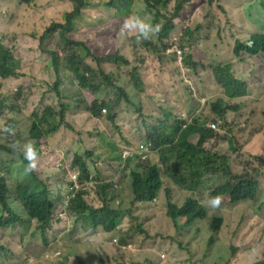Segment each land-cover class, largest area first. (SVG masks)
<instances>
[{"label": "trees", "instance_id": "trees-1", "mask_svg": "<svg viewBox=\"0 0 264 264\" xmlns=\"http://www.w3.org/2000/svg\"><path fill=\"white\" fill-rule=\"evenodd\" d=\"M70 1L72 11L65 13L61 20H51L45 27L43 25L42 30L35 28L36 31L30 33V48L33 51L28 48L22 51V54L28 57L34 54L44 56L46 62L41 65L46 69L45 74L24 72L14 54V47L6 45L0 38V228L20 225L24 235L27 232H31L32 236L38 234L42 238L41 258L47 257L49 237L54 238L52 232L55 228L61 224L66 226L67 223V219L58 217L56 202L62 201L64 191L71 181L82 183L88 179L90 172L85 164L73 160L72 167H77L79 172L76 180L71 178L69 173L71 166L66 161L47 173L42 170L25 173L23 165H26L27 161L18 150H14L13 145L18 142H33L38 149L39 160L45 162L44 158L55 154H61L66 160L68 159L66 157L76 151L80 139L93 140L88 141L93 144V148L89 150L91 156L95 154L96 148L103 145L116 151L117 165L124 166L127 170V173L121 171L123 174L116 181L119 184L123 182L125 187H116L114 180L108 181V185L101 191H104L105 195H110L111 188L114 193L110 195L108 202L100 200V207L90 205L84 195L85 192H80L72 202L70 212L76 217L75 226L85 222L94 230H101L113 236L114 242L110 244L112 252L108 253V264H135L133 258L136 235L146 232L130 207L145 208L147 203L155 202L160 194H164L166 214L174 227L179 226V220L176 219L179 207L173 208L171 201L174 194L166 187L164 190L161 189V168L181 171L183 183L191 178H195L196 182L200 181L201 184L214 179L228 178L226 183L219 186L217 192L212 193L216 194L214 196H220L223 202L226 199L232 203L252 199L258 183L253 182V178L247 173L237 174L232 165H228L229 159L226 155L208 151L203 147L207 138L219 137L217 131L207 129L204 124L209 119L217 123L215 118L218 114L222 116L219 112L222 99L209 104L211 112L209 115L204 117L195 115L187 122L181 117L186 109L184 105L187 99H182L176 87L175 96L171 97L172 106L157 108L151 106L156 104L153 96L140 104H135L125 82L133 83L137 93H141L143 92L141 80L155 79L157 80L155 90L166 88L171 91L172 86L164 85L160 79L171 80L174 67L183 60V65L199 83L203 82L200 77L205 74L212 80L213 88L225 90L226 95L239 94L245 90L246 83L251 79L260 78L258 61L253 58L258 55L264 56V33L255 31L248 38L237 37L234 40L230 36L220 37L215 45H226L235 62L213 64L207 55L213 51L214 45H209L206 40L202 41V47L207 46L204 62L195 60L193 56H198L199 49L191 39L192 32L187 31L188 27H184L181 34L187 42L188 52L185 57L178 60L176 47L183 49L184 45L174 41V37L178 35L174 32L181 21L179 14L184 6L193 0H110L103 11L105 13L110 11L114 18V40L117 41V45L113 52L99 58L84 42L71 35L75 30L76 21L81 17V11L91 6V0ZM17 2L27 6L33 0ZM136 6H141L153 23L161 25L159 33L139 43L135 40V33L124 31L121 27L125 19L136 15ZM260 6L264 8V0L260 1ZM218 23L221 25V21ZM221 28L223 29V26ZM122 49L130 54V57L131 55L134 57L131 61L133 67L131 69L118 67L114 74L106 72L101 67L103 61L120 59L119 52ZM236 62H239L237 66ZM14 78H20V84H10L16 86L6 88L5 84H9L7 81ZM65 86L69 87L74 95H79L83 91L92 94L93 98L85 102L75 101L72 106L69 103H62L58 90ZM261 90L262 86L258 91ZM99 91L105 96L99 97L97 95ZM55 93L59 100L58 108L47 104L49 96ZM197 96L204 97L205 93L199 92ZM36 103L44 104L42 114L33 110ZM82 104H85L84 108ZM119 107H124V110L132 113L131 116L127 113L129 130L119 136L110 135L98 141L89 138L87 133L91 132L90 128L101 127L103 125L101 119L106 123L113 121L117 117ZM70 109L72 111L66 117L65 113ZM69 118L72 122H69ZM27 123L28 139L21 141V125ZM73 128L75 134L69 132ZM78 133L81 135L78 136ZM191 135L198 136L195 144L187 141ZM141 140L150 145L147 143L141 145ZM256 143L258 144V141ZM141 146H144V149ZM122 149L133 150L132 156L126 161L121 158ZM255 159L264 167L263 157L258 156ZM51 178L58 184L57 193L50 190ZM87 184L97 186L94 179ZM181 214L187 217L188 222L184 221V225H190L196 220L206 221L210 241L218 235L221 217L212 216L207 219L204 209L201 210L191 201H187ZM127 216L136 220L137 233L128 235L127 228L121 225L123 218ZM157 239L150 249L170 247L166 244V238ZM57 242L61 247V241ZM127 244H131V248H127ZM217 251L218 254L215 253ZM163 257L164 255L157 253L147 259L146 264H161ZM184 259L191 264H224L220 244L209 246L206 252L190 251ZM98 261L103 262L102 256L98 257Z\"/></svg>", "mask_w": 264, "mask_h": 264}, {"label": "rangeland", "instance_id": "rangeland-1", "mask_svg": "<svg viewBox=\"0 0 264 264\" xmlns=\"http://www.w3.org/2000/svg\"><path fill=\"white\" fill-rule=\"evenodd\" d=\"M109 1L91 0V6L81 11V17L76 21L75 30L71 34L72 37L84 42L91 52L99 58L113 52L117 45V41L114 40V18L110 11L107 13L103 11ZM260 1L193 0L186 4L179 14L181 21L174 32L178 34L174 37V41L184 45L183 49L176 47L178 60L185 57L188 52L187 42L181 34V30L188 27L187 31L192 32L191 39L199 49L197 51L199 52L198 56H193L195 60L204 62L203 58L207 46L202 47V41L206 40L209 45H214L213 51L207 55L210 63L235 62L226 45L216 46L215 42L220 37L230 36L234 40L237 37L248 38L255 31L264 33V8L260 6ZM71 11L72 3L70 0H33L27 6L19 4L17 0H0V38L6 45L14 47V54L19 59L24 72L27 74L32 72L38 75L46 73V69L41 65V63L46 62L44 56L34 54L28 57L22 54L24 48L33 51L30 48V33L36 31L35 28L42 30L43 25L45 27L51 20H61L65 13ZM135 14L147 15L141 6L135 7ZM219 21H221V25L218 23ZM119 55L121 58L118 60H104L101 67L106 72L113 74L118 70V67L131 69L133 67L131 61L134 57L131 55V58L130 54L123 49L120 50ZM255 59L258 61L260 78L251 79L250 82L246 83L245 90L236 95H226L225 90L213 88L212 80L205 74L201 75L200 79H203V82L199 83L183 65V60L174 67L171 80L160 79L164 85L172 86L171 91L166 88L155 90L154 85L157 83L155 79L150 81L143 78L141 80L143 92L141 93H137L133 83L125 82L135 104H140L153 96L156 104H151V106L157 108L172 106L171 97L175 96L176 87L182 99H187L186 105H184L186 109L181 115L187 122H190L195 115L201 117L209 115L211 113L209 104L217 99H222V106L219 111L222 116L218 114L215 118L217 123L209 119L204 124L207 129L217 131L219 137L207 138L203 147L208 151L226 155L229 159L228 165H232L237 174L247 173L253 178V182L258 183L252 199L237 203H232L226 199L220 210L215 213L205 211L208 193L204 192L201 195L198 201L204 209L206 218L221 217L220 231L211 241L209 240L206 221L196 220L190 225H184V219L180 218L179 226L174 227L166 214L167 204L164 194H160L155 202L147 203L145 208L130 207L133 214L138 217V221H141L142 228L146 232V234L136 235V248H134L133 258L135 264H146V260L157 253L164 255L161 264H191L184 259L187 257V253L194 250L206 252L209 246L217 244L222 247L224 264H253L258 260H264V167L255 159L258 156L264 158V135H260L261 132L264 134V91L263 93L258 91L259 87L264 86V56L258 55L253 58V60ZM87 62L92 63L90 60ZM238 64L239 62H236L235 66ZM198 69L201 70L200 67ZM7 82L9 84H5V87L13 88L16 85L10 84H20L21 79H9ZM58 91L62 97L60 101L69 103L70 106L75 101L84 100L85 102L93 98L92 94L83 91L79 95H74L67 86ZM199 92L205 93V96H197ZM97 95L99 97L105 96L101 91ZM259 96L261 98L257 100ZM47 104L58 106L59 100L56 93L49 96ZM84 106L85 104H82V108ZM44 108L43 103H36L33 110L42 114ZM123 108L117 109V117L113 121L106 123L101 119L103 124L101 127H91V132L87 133L89 138L98 141L108 138L110 135L119 136L127 132L129 130H127V113L130 116L132 113ZM71 111L72 109L65 113L66 117ZM69 122H72L70 118ZM27 125L28 123L21 125V141L28 139L26 135ZM69 132L75 134L74 128ZM79 135L81 134L78 133ZM197 137V135H191L187 141L195 144ZM140 143L146 145L147 142L141 140ZM92 148V143L80 139L76 151L71 156L66 157L68 159L64 160L61 154H55L44 158L45 162L39 160L36 171L42 170L44 173L59 167L63 161H66L71 166L69 173L74 180L77 179L79 172L77 167H72V161L83 163L90 172L87 180L91 178L97 182V186L85 183L78 184L74 187V192L68 188L67 193L64 191L62 202H56L57 212L58 210L69 209L74 197L80 192H85L84 195L90 205L100 207L99 201L108 202L110 195L114 193L111 188L110 195H105L104 191H101L105 185H108V181L114 180L116 187H125L123 182L119 184L116 181L123 173H127L124 166L119 167L117 165L116 151L103 145L101 148H96L95 154L91 156L89 150ZM122 151L123 149L120 155ZM153 160L154 158H152V162ZM24 167L25 165H23V169ZM160 172L163 182L161 189L164 190V186L167 185L174 193V197L171 198L173 208L174 206L176 208L182 206L191 187L196 183V179L191 178L183 183L181 182V171L161 168ZM223 181L224 179L221 180V183ZM9 182L13 183L12 180ZM50 182L52 183L50 190L57 193L59 190L56 180L51 178ZM218 183L219 181L211 180L204 182V186L210 188ZM72 223L73 219L70 218L67 224L71 226ZM121 225L127 228L128 235L137 233V222L133 218L124 217ZM91 233L92 231L85 226H79L72 235L60 239L61 247H59L60 243L57 242V239L61 237L62 231L57 229L55 231L56 237H49L50 247L46 254L47 257L41 258L42 238L38 234L32 236L31 232H27L24 235L20 230V225L0 228V262L1 264H24L25 258L33 255L35 258L31 260L33 264H79V262L108 264V253L112 252L110 244L113 236H108L104 243L98 247L99 240L93 237ZM157 237L166 238V244L170 247L165 249L157 247L158 251L150 249L158 240ZM87 242L92 243L95 248L92 246L87 248ZM215 253L218 254L219 252ZM99 256L103 258L102 263L98 261Z\"/></svg>", "mask_w": 264, "mask_h": 264}, {"label": "clouds", "instance_id": "clouds-1", "mask_svg": "<svg viewBox=\"0 0 264 264\" xmlns=\"http://www.w3.org/2000/svg\"><path fill=\"white\" fill-rule=\"evenodd\" d=\"M121 27H122V30H124V31L135 33V40L137 43L150 39L152 36L159 33L161 30V25L159 23H153L151 18L148 17L147 15H145V16L132 15V16H130L124 20ZM128 125H129V123H127V126ZM260 135H264V134H262V132H261ZM86 141L92 142L93 140H86ZM13 148H14V150H18L22 154L23 159L25 161H27V164L25 165V167L23 169V171L25 173H30V172H33L37 169L40 156H39L38 149L36 148V146L33 142H31V141H26L24 143L18 142L17 144L13 145ZM132 151L133 150H128V149L122 151L121 158L123 159V161H126L129 157H131ZM125 152H128V153L126 154ZM160 179L162 182L161 172H160ZM222 179H224V181L221 183ZM222 179H220V180L214 179V181H219V183L213 187H210V188L205 187L204 183L201 184L200 181L194 183L193 186L191 187L187 197L185 198L183 205L180 207L178 206L179 208L177 209L178 212L176 215V219L179 220L180 218H183L185 222H188L187 217L181 214L182 210L186 206L187 201H191V202L196 203L202 210L203 207L200 205L198 200L201 198V195L204 192L208 193L207 203L205 205V211L220 210V208L222 207L223 201H221L220 196H214L216 194L212 195V193L217 192V189L219 188V186L228 181V178H222ZM91 180L92 179L90 178L89 180L83 181L82 183L87 184ZM82 183H78V181H71L70 184L68 185V188H70L71 192H74V187L77 186L78 184H82ZM162 186H163V182H162ZM164 187L169 189L167 185H165ZM68 188L66 190V193L68 192ZM75 198L76 197H74L73 201L75 200ZM67 216H68V218H67ZM58 217L67 219V221L71 218V219H73V223L71 226H69L66 223V226H63V224H61L57 228H55V230L52 232L53 236H55V231L57 229L62 231L61 237H59L57 239V241H60V239L63 237L66 238L68 235H72L74 233L75 229L79 226H82V225L85 226L87 229L91 230L93 234H94V232L97 231V230H94L92 227H89L87 224H85V222L79 223L77 226H75L76 217L73 216V214L70 212V208L66 209L64 211L58 210ZM167 217H168V219H170L168 215H167ZM195 219H193V220H195ZM171 222H172V220H171ZM98 231L100 232V234H96V236H97L96 238L99 240L98 247H100L104 243V240L109 236V234L104 233L101 230H98ZM113 242H114V238L112 239V243ZM128 245H130V247H128ZM90 246L94 247V245L92 243L87 242V248H89ZM127 248H131V244H127ZM87 250H89V249H87ZM33 259H35L33 257V255H29L28 257L25 258L24 264H33L31 262V260H33ZM256 263H264V260H258L256 262H254L253 264H256Z\"/></svg>", "mask_w": 264, "mask_h": 264}, {"label": "crops", "instance_id": "crops-1", "mask_svg": "<svg viewBox=\"0 0 264 264\" xmlns=\"http://www.w3.org/2000/svg\"><path fill=\"white\" fill-rule=\"evenodd\" d=\"M263 91H264V86L262 85V90H261L260 92L263 93ZM251 96H252V95H251ZM261 96H262V95H261ZM261 96H259V98H258L257 100H260ZM252 98H253V96H252ZM253 99H254V98H253ZM254 100H256V99H254ZM96 234H100V232L97 230L96 232H94V234L91 233V235H92L93 237H95V238L97 237Z\"/></svg>", "mask_w": 264, "mask_h": 264}, {"label": "built area", "instance_id": "built-area-1", "mask_svg": "<svg viewBox=\"0 0 264 264\" xmlns=\"http://www.w3.org/2000/svg\"><path fill=\"white\" fill-rule=\"evenodd\" d=\"M142 149H144V146H141ZM132 156V155H131Z\"/></svg>", "mask_w": 264, "mask_h": 264}]
</instances>
